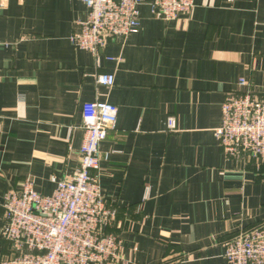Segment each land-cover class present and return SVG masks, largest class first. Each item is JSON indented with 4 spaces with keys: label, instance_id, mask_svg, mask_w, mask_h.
I'll return each instance as SVG.
<instances>
[{
    "label": "crops",
    "instance_id": "1",
    "mask_svg": "<svg viewBox=\"0 0 264 264\" xmlns=\"http://www.w3.org/2000/svg\"><path fill=\"white\" fill-rule=\"evenodd\" d=\"M151 1L97 67L70 41L88 16L81 0H0V203L26 177L43 195L71 177L82 106L107 101L117 120L95 173L121 239L108 264H227L225 242L264 222V162L228 158L215 132L228 93L264 98V0H194L172 21L153 17ZM2 223L0 212V260L12 253Z\"/></svg>",
    "mask_w": 264,
    "mask_h": 264
},
{
    "label": "built area",
    "instance_id": "2",
    "mask_svg": "<svg viewBox=\"0 0 264 264\" xmlns=\"http://www.w3.org/2000/svg\"><path fill=\"white\" fill-rule=\"evenodd\" d=\"M89 9L78 22L71 43L87 50L100 66V53L107 40L125 42L140 26L142 0H81ZM194 0H152L153 17L167 21L188 15ZM105 59H112L105 56ZM95 83L107 88L114 75L94 73ZM239 85L246 80L240 79ZM222 121L216 137L224 155L264 162V98L251 91L230 92L221 105ZM84 132L79 164L71 177L58 180L51 195L35 189L26 177L8 190L0 203L1 236L11 245V254L0 264H108L119 257L121 239L111 227L116 209L100 193L99 145L116 126L117 107L98 99L83 104ZM174 131V120L166 121ZM227 264H264V222L239 229L225 242Z\"/></svg>",
    "mask_w": 264,
    "mask_h": 264
}]
</instances>
